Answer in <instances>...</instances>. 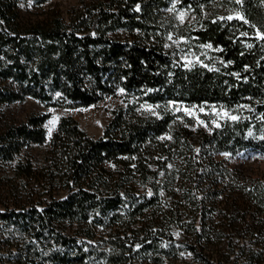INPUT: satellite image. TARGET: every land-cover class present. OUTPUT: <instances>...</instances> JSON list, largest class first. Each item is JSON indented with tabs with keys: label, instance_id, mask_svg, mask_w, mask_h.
<instances>
[{
	"label": "trees",
	"instance_id": "trees-1",
	"mask_svg": "<svg viewBox=\"0 0 264 264\" xmlns=\"http://www.w3.org/2000/svg\"><path fill=\"white\" fill-rule=\"evenodd\" d=\"M26 1L48 0H0V106L128 101L97 139L61 118L41 167L15 166L24 200L0 208V264H264V242L211 224L235 175L214 155H264V0H105L43 21L23 20ZM183 49L202 63L186 66ZM170 103L237 119L193 135ZM48 118L0 130V162L44 145ZM243 191L264 217V179Z\"/></svg>",
	"mask_w": 264,
	"mask_h": 264
},
{
	"label": "rangeland",
	"instance_id": "rangeland-1",
	"mask_svg": "<svg viewBox=\"0 0 264 264\" xmlns=\"http://www.w3.org/2000/svg\"><path fill=\"white\" fill-rule=\"evenodd\" d=\"M105 0H48L45 4L35 5L30 1L20 3V14L25 21H43L52 14H59L63 18L72 9L82 5L94 4ZM181 13H184L181 19ZM181 23L189 22V12H180L177 15ZM181 60L186 66L202 63L198 55L183 49ZM128 101L124 92L118 91L113 97H108L95 106L88 108L49 107L36 100L27 98L23 102L0 106V130L7 126L20 125L29 117L48 114L49 118L43 125L46 132V143L42 146L30 145L25 147L9 163L0 162V208L18 204L24 200L18 192V180L15 176V166L18 163L30 161L35 167L40 168L46 157L49 141L56 131L61 118H72L81 130L89 137L97 139L112 118L114 110L126 106ZM168 109L177 115V122L183 128L197 135L199 132L211 133L214 128L225 120H232L235 116L221 106L216 105H185L170 103ZM140 111L147 115H157V108L142 105ZM214 159L224 167L235 172L234 178L228 180L226 188L221 195L214 199V217L212 226L226 231L229 236H247L264 242V217L247 201L244 187L251 181L264 179V155L251 150H245L237 155L219 153ZM63 193H57L61 196ZM45 198V197H42ZM182 201V204L186 202ZM175 239L185 241L189 234L182 228L173 230ZM225 254V252H223Z\"/></svg>",
	"mask_w": 264,
	"mask_h": 264
},
{
	"label": "snow or ice",
	"instance_id": "snow-or-ice-1",
	"mask_svg": "<svg viewBox=\"0 0 264 264\" xmlns=\"http://www.w3.org/2000/svg\"><path fill=\"white\" fill-rule=\"evenodd\" d=\"M237 3H242V0H236ZM184 13H181V19H183ZM229 19H232V17H228ZM236 18L244 20L243 16H241L239 13H237ZM245 23H247L246 20H244ZM260 39L264 40V35H261L260 33L257 34ZM169 39H171V36H169ZM250 46V45H249ZM232 120H236V116L231 117Z\"/></svg>",
	"mask_w": 264,
	"mask_h": 264
}]
</instances>
